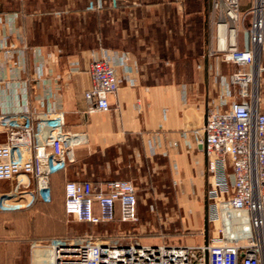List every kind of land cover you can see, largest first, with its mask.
<instances>
[{
  "label": "crops",
  "instance_id": "1",
  "mask_svg": "<svg viewBox=\"0 0 264 264\" xmlns=\"http://www.w3.org/2000/svg\"><path fill=\"white\" fill-rule=\"evenodd\" d=\"M98 1L0 0V110H62L67 130L86 133L75 163L53 177L57 191L69 180L163 175L192 228L203 226V243L212 228L211 180L196 132L209 109L249 102L252 86L232 85L237 65L220 54L209 56L218 20L213 0H112L106 10L96 8ZM240 2L242 12L253 4ZM248 27L249 18L239 26L240 49L250 46ZM125 54L129 61L117 67L123 82L108 96L111 109L90 112L86 92L94 56ZM259 65L258 107L264 113V46ZM64 201L0 212V264H50L51 241H38L50 236L47 227L33 237L9 229L7 222L51 214L63 224ZM51 228L55 235L56 225Z\"/></svg>",
  "mask_w": 264,
  "mask_h": 264
},
{
  "label": "built area",
  "instance_id": "2",
  "mask_svg": "<svg viewBox=\"0 0 264 264\" xmlns=\"http://www.w3.org/2000/svg\"><path fill=\"white\" fill-rule=\"evenodd\" d=\"M103 6L99 0L96 8ZM90 8L95 9L93 4ZM213 10L218 20L209 56L220 54L234 62L231 84L252 86V92L247 103L234 102L224 111L209 109L204 127L196 132L211 180L207 220L212 228L205 231V241L122 243L86 235L51 241L50 264H264V113L258 107L264 0H253L245 12L240 0H213ZM248 18L250 46L240 49L239 26ZM128 61L127 54L119 59L94 56L89 69L92 85L86 92L90 112L111 109L108 96L117 94L123 82L117 67ZM87 142L86 133L66 129L62 110H0V212L51 203L53 175L75 163L76 150ZM64 198L66 214L79 223L96 227L139 220L138 191L129 180H69Z\"/></svg>",
  "mask_w": 264,
  "mask_h": 264
},
{
  "label": "rangeland",
  "instance_id": "3",
  "mask_svg": "<svg viewBox=\"0 0 264 264\" xmlns=\"http://www.w3.org/2000/svg\"><path fill=\"white\" fill-rule=\"evenodd\" d=\"M131 160V159H129ZM131 174L136 176V171L132 168ZM143 176V175H142ZM120 178V177H119ZM118 175L111 178L119 179ZM132 182L138 191V222L132 223H109L96 226L90 231L83 223L75 219H65L66 233L69 238H82L83 235L93 234L94 236L112 238L113 241L122 243L140 242L143 244H202L200 229L194 230L189 223V219L183 214L182 209L176 205L174 195L169 186L168 179L162 176L150 175L134 180ZM123 180V179H121ZM130 181V180H129ZM64 200L63 191L60 188L55 193L54 202L61 203ZM53 202V203H54ZM51 214L44 216L21 217L7 222L16 233H31L29 236L38 235L36 232L41 226L48 228L49 233L53 232L51 224L58 228L59 219L52 218ZM56 223H51L55 222ZM51 223V224H50ZM62 224V223H59ZM31 231V232H30ZM190 242V243H188Z\"/></svg>",
  "mask_w": 264,
  "mask_h": 264
},
{
  "label": "trees",
  "instance_id": "4",
  "mask_svg": "<svg viewBox=\"0 0 264 264\" xmlns=\"http://www.w3.org/2000/svg\"><path fill=\"white\" fill-rule=\"evenodd\" d=\"M104 4V6H103V9L102 10H106V9H112V5H111V3H112V0H101ZM94 2L95 3H97V0H94ZM68 168V167H67ZM66 170V168L65 169H62V170H60V171H58L55 175H58L59 173H63L64 171ZM55 175H53V177L55 176ZM53 177H52V191H53V200H52V202L51 203H49V204H46V203H42V202H37V203H35L31 208H29V209H26V210H19V211H30V210H34L35 209V207H37V206H51L52 204H55V203H53L54 202V198H55V193H57V190H56V186H57V184H56V182H54V180H53ZM107 181H109V180H107ZM66 183V182H65ZM65 183L63 184V186L61 185L60 186V188L61 187H63V197H64V186H65ZM59 188V189H60ZM58 189V190H59ZM46 208H48V207H46ZM45 209V208H44ZM47 210V209H46ZM19 211H14V212H19ZM47 213H53L54 214V212L53 211H51V212H47ZM70 219V217L66 214V212H65V208H64V219H63V224H62V227H58V228H56V230H57V232H56V234L55 235H51V233H49V237L48 238H43V237H41V238H38L39 240L38 241H43V240H48V241H71V240H78V239H82V238H84L86 235H83L82 236V238H77V239H72V238H69L68 237V235H67V233H66V229H65V225H64V223H65V219ZM59 224V223H58ZM90 231H93V228H95V226H93V225H91V224H88V223H83ZM59 225H61V224H59ZM58 231H61V232H58ZM88 235H93V234H88Z\"/></svg>",
  "mask_w": 264,
  "mask_h": 264
}]
</instances>
